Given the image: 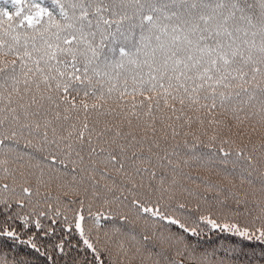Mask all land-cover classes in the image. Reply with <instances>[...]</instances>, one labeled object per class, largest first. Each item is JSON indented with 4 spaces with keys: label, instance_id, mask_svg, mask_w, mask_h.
Returning a JSON list of instances; mask_svg holds the SVG:
<instances>
[{
    "label": "snow or ice",
    "instance_id": "obj_1",
    "mask_svg": "<svg viewBox=\"0 0 264 264\" xmlns=\"http://www.w3.org/2000/svg\"><path fill=\"white\" fill-rule=\"evenodd\" d=\"M0 264H264V0H0Z\"/></svg>",
    "mask_w": 264,
    "mask_h": 264
}]
</instances>
